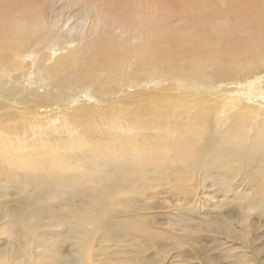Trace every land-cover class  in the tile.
Instances as JSON below:
<instances>
[{
	"label": "bare ground",
	"instance_id": "bare-ground-1",
	"mask_svg": "<svg viewBox=\"0 0 264 264\" xmlns=\"http://www.w3.org/2000/svg\"><path fill=\"white\" fill-rule=\"evenodd\" d=\"M216 1L0 0V264H163L148 254L171 236L159 209L143 213L132 188L115 197V178L120 189L159 174L190 220L196 190L213 183L264 213V0ZM70 189L79 242L57 260L47 224L28 211L14 232L7 204ZM237 245L231 256H246L250 244ZM174 252L182 261L186 249Z\"/></svg>",
	"mask_w": 264,
	"mask_h": 264
},
{
	"label": "rangeland",
	"instance_id": "rangeland-1",
	"mask_svg": "<svg viewBox=\"0 0 264 264\" xmlns=\"http://www.w3.org/2000/svg\"><path fill=\"white\" fill-rule=\"evenodd\" d=\"M216 4L222 7L224 1H218ZM88 39L87 37L85 40ZM74 44H76V41L71 42L69 46ZM59 50L57 49V53ZM81 52H79V55H81ZM220 174L228 175L226 172L220 171L219 173L214 172L212 177L220 181ZM122 183L125 188L118 189L115 178V197L117 191L121 193L119 196H129L124 194V191L132 188L130 196L133 201L147 208L143 209L142 212L148 213L152 207L156 206V209H159L156 215L157 223L165 228L168 235H171L165 243L166 248L164 250H154V247L148 250L149 256L154 260L165 259L163 264H199L200 261H212V259L222 264H264V213H257L248 207L250 203L242 198L244 195L242 190L237 191L238 188H236L233 191H226L221 189L225 188V185L218 183L206 185L200 190L198 188L196 196L199 197V217L190 220L189 214L184 208V202L187 198H184L181 194H175L176 190H172L166 183L163 184L159 174L155 178L149 175L143 180H136L134 182L136 186L129 183L127 178L122 179ZM74 192L70 189L64 193V199H56L36 206L16 202L7 204V206L13 208L14 216L17 218L15 219L17 225L12 227L13 231L15 232L19 226L20 215L32 211L36 214L35 218L47 224V227L42 228V230L46 228V230H52L48 238L51 242V253L55 254L56 259L60 260L66 257L74 259L75 256L70 254V250L77 249L76 243L79 242L80 234L77 220L71 212L80 213L83 209V204L72 196ZM10 196L15 197L14 195ZM118 206V204L115 206L114 203L109 207L114 216L115 209ZM172 207L179 210L170 216L167 211L173 209ZM81 223L82 220L79 221V224ZM245 223L250 224L251 228L248 238L244 237V231L238 225ZM218 226H221V228L214 230V232L208 231L209 227L216 228ZM129 230H131L130 224H124L122 227L119 225L115 228L114 226L111 232H114L115 236L116 232L122 233ZM5 238L4 235H0V246L5 244L3 242L6 241ZM114 238L108 241L109 245L113 244V247L115 245ZM224 241L226 243H223ZM239 241L248 242L251 247L246 251H241V253H246L244 257L231 256V253L239 251L237 250V242ZM92 242L93 240L88 246L89 250L93 248ZM190 244H198L202 248L197 252H191L187 250ZM176 247L186 249L185 255L181 257L182 261L179 257H175ZM230 248L236 249L232 250ZM124 251L130 254L129 250ZM112 253L115 254V251L113 250ZM88 255L89 253L86 254V256ZM118 255L121 256L119 261L130 258L123 254ZM229 261L234 262L230 263ZM114 262L115 255L105 258L102 264H113ZM116 262H118V259ZM72 264L77 263L73 260Z\"/></svg>",
	"mask_w": 264,
	"mask_h": 264
}]
</instances>
